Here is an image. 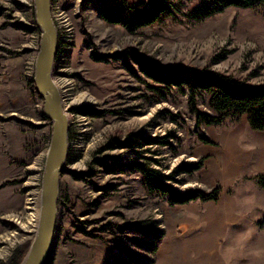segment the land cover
I'll return each instance as SVG.
<instances>
[{
	"label": "rangeland",
	"instance_id": "1",
	"mask_svg": "<svg viewBox=\"0 0 264 264\" xmlns=\"http://www.w3.org/2000/svg\"><path fill=\"white\" fill-rule=\"evenodd\" d=\"M205 1L174 2L172 15L131 32L106 22L102 11L124 2L141 10L148 0H62L79 6L72 59L78 92L96 101L85 109L103 114H88L85 133L84 114L72 117V153L46 264H136L128 255L151 264H264V131L227 113L223 123L199 128L205 144L188 96L173 89L163 100L135 62L264 87V5L231 7L200 21L194 15ZM34 12V0H0V253L8 250L0 264H11L14 252L22 255L19 264L27 255L35 229L22 230L14 220L25 224L31 217L28 202L41 192L52 138L31 79L41 40ZM198 108L213 113L201 99ZM113 138L126 146L113 147ZM108 144L113 148L105 149ZM141 165L175 174L166 183L179 193L218 189L219 199L171 204L148 191ZM182 165L201 166L177 172Z\"/></svg>",
	"mask_w": 264,
	"mask_h": 264
},
{
	"label": "trees",
	"instance_id": "2",
	"mask_svg": "<svg viewBox=\"0 0 264 264\" xmlns=\"http://www.w3.org/2000/svg\"><path fill=\"white\" fill-rule=\"evenodd\" d=\"M182 0H148L147 3H140L144 9L130 8L124 2V6L117 9H105L102 11L104 20L111 24H121L127 30L133 32L139 27L153 24L160 15H172L171 5L174 2ZM264 5V0H207L196 11L195 18L204 20L214 15L224 12L231 7L243 9H255ZM33 30V29H30ZM101 60L103 58H96ZM139 70L157 87L151 89L162 97L167 98L173 89L185 93L192 106V112L196 121L197 133L199 138L205 143L210 141L207 137L200 134L202 125L213 126L223 123L227 113H233L239 116H246L251 127L257 131H264V87H243L239 83L226 77L214 74L198 73L191 68H166L161 67L155 62H149L140 58H135ZM128 71L136 76V73L125 64ZM207 97L209 99H207ZM207 102L213 113H206L198 108V102ZM84 113L95 117L102 116L103 112L85 109ZM172 120L176 121L175 116ZM172 136V135H170ZM115 142L113 147L123 148L126 145L118 141V138L112 139ZM147 142H151L146 140ZM155 142V141H154ZM111 144L105 146V149L113 148ZM201 165L188 166L182 165L177 172L192 173L198 170ZM113 169H108L111 171ZM140 170L145 176V184L149 192H160L168 197L171 204H187L192 201L200 200L202 202L218 201L219 191L216 189L212 193L206 194L200 191L190 193H179L170 187L166 181L174 180L175 174L164 176L160 172L150 168L148 165H141ZM259 184L264 188V176L259 177ZM130 260L136 264H151L147 261L143 263L140 258L128 255ZM22 255H14L11 264H19Z\"/></svg>",
	"mask_w": 264,
	"mask_h": 264
},
{
	"label": "water",
	"instance_id": "3",
	"mask_svg": "<svg viewBox=\"0 0 264 264\" xmlns=\"http://www.w3.org/2000/svg\"><path fill=\"white\" fill-rule=\"evenodd\" d=\"M51 0H34V17L41 31L34 85L43 101L44 115L52 122V138L45 158L40 192V213L34 238L21 264H46L54 243L60 180L68 161L69 122L52 79L57 32L50 13Z\"/></svg>",
	"mask_w": 264,
	"mask_h": 264
},
{
	"label": "built area",
	"instance_id": "4",
	"mask_svg": "<svg viewBox=\"0 0 264 264\" xmlns=\"http://www.w3.org/2000/svg\"><path fill=\"white\" fill-rule=\"evenodd\" d=\"M79 12V6L68 8L62 0H51L50 13L57 32V48L53 61L52 79L59 91L62 108L68 118L69 133L72 131V117L76 114H84L81 121V133L89 130L90 123L85 108L96 105L94 97L88 92L79 94L77 79L73 72L72 59L76 45L75 18ZM35 30L40 32L36 22ZM35 68L32 69L31 79L34 83ZM87 116V117H85ZM72 153L69 143L68 155Z\"/></svg>",
	"mask_w": 264,
	"mask_h": 264
},
{
	"label": "bare ground",
	"instance_id": "5",
	"mask_svg": "<svg viewBox=\"0 0 264 264\" xmlns=\"http://www.w3.org/2000/svg\"><path fill=\"white\" fill-rule=\"evenodd\" d=\"M196 160V158H190L189 159V161H195ZM32 168H35V166H33ZM191 185V184H190ZM194 185V184H193ZM192 186V185H191ZM183 187V186H182ZM184 187H186V186H184ZM32 193V192H31ZM30 193V194H31ZM28 204L30 205V206H27V209H29V214H30V219L28 220V222L27 223H25V224H23L22 222H21V218L20 219H18L17 217L15 218V220L14 221H17L18 222V224H19V226H20V228L22 229V230H24V229H27V230H29V229H35V227H36V225H37V222H38V218H39V213H40V194L39 193H37V192H34V193H32L31 194V197H30V199H29V202H28ZM28 214V215H29ZM157 219H160V217L158 216L157 217ZM12 237H10V238H8V241H10V243H11V245L12 244H14V242H16V240H15V234L14 235H11ZM8 251V250H7ZM7 251H5L4 250V252L3 253H0V257H2V256H4V255H6L7 254Z\"/></svg>",
	"mask_w": 264,
	"mask_h": 264
},
{
	"label": "flooded vegetation",
	"instance_id": "6",
	"mask_svg": "<svg viewBox=\"0 0 264 264\" xmlns=\"http://www.w3.org/2000/svg\"><path fill=\"white\" fill-rule=\"evenodd\" d=\"M43 119H44L45 121H48V123L50 122V120H49L48 118H46L45 115L43 116ZM44 124L46 125V123H44ZM44 128H45V127H44ZM14 255H16L15 252L13 253L11 259L14 257Z\"/></svg>",
	"mask_w": 264,
	"mask_h": 264
}]
</instances>
